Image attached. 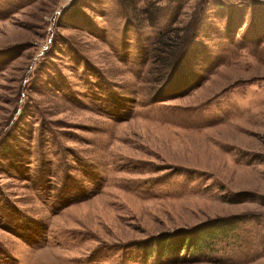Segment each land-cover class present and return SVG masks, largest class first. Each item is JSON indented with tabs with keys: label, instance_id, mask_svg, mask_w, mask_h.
Returning <instances> with one entry per match:
<instances>
[{
	"label": "rangeland",
	"instance_id": "1",
	"mask_svg": "<svg viewBox=\"0 0 264 264\" xmlns=\"http://www.w3.org/2000/svg\"><path fill=\"white\" fill-rule=\"evenodd\" d=\"M0 264H264V0H0Z\"/></svg>",
	"mask_w": 264,
	"mask_h": 264
},
{
	"label": "trees",
	"instance_id": "2",
	"mask_svg": "<svg viewBox=\"0 0 264 264\" xmlns=\"http://www.w3.org/2000/svg\"><path fill=\"white\" fill-rule=\"evenodd\" d=\"M165 36H162V38H164ZM167 38V37H166ZM160 42H162V40H160ZM185 43H186V45H187V40H185V42H184V44L183 45H185ZM178 237H181V235L180 236H178ZM199 240V239H198ZM168 241H169V239H163L162 240V242H161V247L163 248V251L165 252V253H167V252H169L170 251V244L168 243ZM196 241V240H195ZM183 243H185V241L183 242V240L181 239V238H179V244H178V249H183V248H185V246H184V244ZM192 244H194V243H192ZM190 245H191V243H190ZM194 245H196V244H194ZM196 247V246H195Z\"/></svg>",
	"mask_w": 264,
	"mask_h": 264
}]
</instances>
